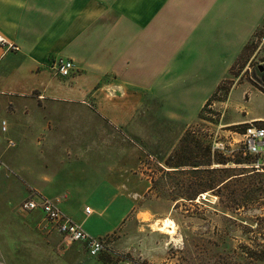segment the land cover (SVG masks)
<instances>
[{"label":"crops","instance_id":"1","mask_svg":"<svg viewBox=\"0 0 264 264\" xmlns=\"http://www.w3.org/2000/svg\"><path fill=\"white\" fill-rule=\"evenodd\" d=\"M263 24L264 0H0V37L19 47L0 43V264L96 263L22 202L61 198L90 236L115 233L152 192L145 159L166 169ZM249 121L264 116L226 124Z\"/></svg>","mask_w":264,"mask_h":264},{"label":"rangeland","instance_id":"2","mask_svg":"<svg viewBox=\"0 0 264 264\" xmlns=\"http://www.w3.org/2000/svg\"><path fill=\"white\" fill-rule=\"evenodd\" d=\"M263 34L264 24L249 43L244 57L233 65L231 77L225 80L224 88L229 83L236 85L229 99L223 98L225 91L214 97L174 152V159L169 163L180 166L178 172H172L175 168L167 164L164 169L153 160L145 159L143 168L152 180V192L132 210L133 215L127 222L105 238L111 247L123 233L128 251L102 253L93 258L96 262L93 264H241L239 244L247 231L239 216L238 220L228 219L221 212L219 198L210 186L221 183L229 175L253 171L249 167L252 162L234 163L240 151L239 137L231 134L233 125L226 123L234 117L264 116V94L257 91L264 93V72L259 70V65L264 64ZM215 143L220 147H215ZM218 159L231 161L227 165L215 162L214 168L233 170L212 174L207 171L209 167L202 165L195 168L201 171H193L190 165L194 161L206 164ZM260 169L264 173V157L260 160ZM19 200L17 194L11 197L15 208ZM5 209L0 207L1 216ZM259 213L251 210L243 216ZM6 217L12 218V215L7 212ZM23 241L21 238L18 246L17 240L16 246L25 247ZM60 243L63 247L71 245L64 239ZM27 245L32 246V242ZM83 246L88 250L86 244Z\"/></svg>","mask_w":264,"mask_h":264},{"label":"trees","instance_id":"3","mask_svg":"<svg viewBox=\"0 0 264 264\" xmlns=\"http://www.w3.org/2000/svg\"><path fill=\"white\" fill-rule=\"evenodd\" d=\"M249 43H251V41ZM249 47V44L245 46L243 52L234 64H237L239 60L244 57V54L247 52ZM226 81L224 80V82L218 86L216 92L208 101L207 105H209L211 100H213L214 97H217L222 91H225L223 98L226 99V96H228L234 85L233 83H229V86L224 88L223 85ZM199 117H202L201 113ZM173 159L174 153L168 158L166 164L171 168H175L172 172H178L177 170L180 166L169 163ZM256 159L257 158L253 156L244 155L240 150L238 158L233 161L237 165H245L247 162H255ZM230 161L231 160L226 159L209 160L206 164L194 161L190 165L194 169L201 167L202 165L209 167L207 168V171H210L212 174L219 172L230 173L233 168L220 169L213 167L215 162L227 165ZM249 167L253 171L229 175L227 178L222 180L221 183L216 185L211 184L210 190H213V192L218 196L219 204L222 208L221 212L228 217V219L234 218L235 220H238L239 216L242 227L247 231L245 232V237L240 240L239 244L241 264H264V173L261 172L262 170L260 168L251 166V164ZM193 171L201 170L195 169ZM251 210H257L260 211V213L254 214L253 216H243L244 213Z\"/></svg>","mask_w":264,"mask_h":264},{"label":"built area","instance_id":"4","mask_svg":"<svg viewBox=\"0 0 264 264\" xmlns=\"http://www.w3.org/2000/svg\"><path fill=\"white\" fill-rule=\"evenodd\" d=\"M0 43L4 45L7 50H19L18 46L9 44L1 37ZM52 67L55 69L57 75L61 77H69L73 70L72 62L61 58L54 60ZM232 127V130H230L231 134L239 137V149L244 155L257 158L255 162L251 163V166L260 168V160L264 157V125L255 121H249L243 124H234ZM3 130H5V128H3ZM9 144L10 146H14L13 142ZM215 147L218 148L220 146L218 143H215ZM1 164L2 162L0 160V166ZM60 200L61 198H41L40 201H37L30 198L22 202L21 208L24 211L40 209L52 229L56 230L67 244L83 242L86 244L89 254L93 257H97L103 252H109L110 245L107 240L105 238L90 236L80 225L75 223L60 209L58 206ZM86 212L90 214V208H87Z\"/></svg>","mask_w":264,"mask_h":264},{"label":"water","instance_id":"5","mask_svg":"<svg viewBox=\"0 0 264 264\" xmlns=\"http://www.w3.org/2000/svg\"><path fill=\"white\" fill-rule=\"evenodd\" d=\"M259 70H260L261 72H264V64H263V65H259Z\"/></svg>","mask_w":264,"mask_h":264},{"label":"bare ground","instance_id":"6","mask_svg":"<svg viewBox=\"0 0 264 264\" xmlns=\"http://www.w3.org/2000/svg\"><path fill=\"white\" fill-rule=\"evenodd\" d=\"M166 223H167V225H168V222H166ZM162 225H163V224H162ZM169 225H170V223H169ZM172 227H173V226H172ZM173 229H174V228H173ZM169 230H170V228H169ZM169 230H168V231H169ZM169 232H170V231H169ZM172 232H173V231H172ZM174 232H175V231H174Z\"/></svg>","mask_w":264,"mask_h":264}]
</instances>
